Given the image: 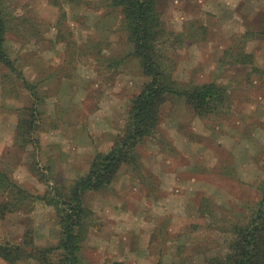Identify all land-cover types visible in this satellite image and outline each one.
Returning a JSON list of instances; mask_svg holds the SVG:
<instances>
[{
	"label": "rangeland",
	"instance_id": "1",
	"mask_svg": "<svg viewBox=\"0 0 264 264\" xmlns=\"http://www.w3.org/2000/svg\"><path fill=\"white\" fill-rule=\"evenodd\" d=\"M5 2L16 66L0 61V169L32 195L69 192L126 126L146 76L108 0ZM159 8L166 68L179 84H224L226 100L200 116L185 97L169 95L159 128L138 146V165H123L109 185L86 193L93 214L83 264H205L228 250L262 195L264 0H159ZM33 107V138H17ZM30 200L0 218V240L31 233L34 244L57 245V206Z\"/></svg>",
	"mask_w": 264,
	"mask_h": 264
},
{
	"label": "trees",
	"instance_id": "2",
	"mask_svg": "<svg viewBox=\"0 0 264 264\" xmlns=\"http://www.w3.org/2000/svg\"><path fill=\"white\" fill-rule=\"evenodd\" d=\"M120 11L121 30L132 44L134 56L138 57L146 82L132 98L126 126L121 129L108 150L97 151L89 170L77 179L69 192L57 186L51 195H32L5 169H0V218L10 212L24 210L46 198L60 213L59 224L62 237L57 245L34 244L31 233L23 241L0 240V258L16 263L20 260L39 259L43 264H83L82 251L88 237L92 210L85 205V195L109 185L118 170L125 164L138 165V146L159 128L162 106L170 94L185 97L200 116L215 114L226 100L227 87L215 81L202 84H179L166 68L160 43L166 26L159 0H108ZM12 13L5 0H0V61L14 68L15 59L7 51V36L12 28ZM264 35V24L260 31ZM247 35V34H244ZM242 62L252 61L253 54L242 53ZM122 61H118L121 64ZM34 93V92H33ZM38 107L20 119L18 137L33 138L38 127ZM262 195L248 220L236 224L228 250L208 258L205 264H264V184ZM115 264H123L115 262Z\"/></svg>",
	"mask_w": 264,
	"mask_h": 264
},
{
	"label": "crops",
	"instance_id": "3",
	"mask_svg": "<svg viewBox=\"0 0 264 264\" xmlns=\"http://www.w3.org/2000/svg\"><path fill=\"white\" fill-rule=\"evenodd\" d=\"M263 24H264V22H263Z\"/></svg>",
	"mask_w": 264,
	"mask_h": 264
}]
</instances>
